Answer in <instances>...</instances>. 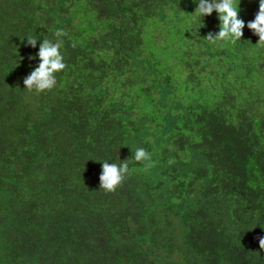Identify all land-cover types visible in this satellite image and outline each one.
Wrapping results in <instances>:
<instances>
[{"label": "trees", "instance_id": "obj_1", "mask_svg": "<svg viewBox=\"0 0 264 264\" xmlns=\"http://www.w3.org/2000/svg\"><path fill=\"white\" fill-rule=\"evenodd\" d=\"M196 7L0 0V264H264L259 0H236V44L207 41L218 13ZM57 30L66 68L28 92ZM126 159L117 191L100 189L102 162Z\"/></svg>", "mask_w": 264, "mask_h": 264}, {"label": "clouds", "instance_id": "obj_2", "mask_svg": "<svg viewBox=\"0 0 264 264\" xmlns=\"http://www.w3.org/2000/svg\"><path fill=\"white\" fill-rule=\"evenodd\" d=\"M193 2L197 4L194 11L196 17L211 15L213 11L218 13L220 31L218 33L209 32L205 37L207 41L213 44L217 41L236 44L241 40L244 35L245 21L239 17L236 0H193ZM247 27L259 37L257 45L264 46V0H259V11L254 20L247 22ZM54 35L57 38L55 42L43 39L39 45L38 53L29 57L30 60L38 57L40 63L23 79L24 88L28 92L40 94L51 91L57 84L56 73L66 68L60 51L62 41L59 39L65 33L62 30H57ZM26 43L35 48L37 39L29 36ZM131 158L136 162H147L145 170L153 166L151 155L144 148L135 149ZM127 174H129L128 159L122 161L120 165L104 160L99 176V188L106 193H115ZM258 240L260 249L264 250V236L258 237Z\"/></svg>", "mask_w": 264, "mask_h": 264}]
</instances>
